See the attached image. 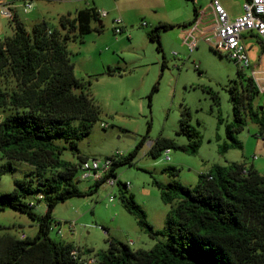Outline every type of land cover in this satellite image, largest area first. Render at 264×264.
Here are the masks:
<instances>
[{"label": "rangeland", "instance_id": "obj_1", "mask_svg": "<svg viewBox=\"0 0 264 264\" xmlns=\"http://www.w3.org/2000/svg\"><path fill=\"white\" fill-rule=\"evenodd\" d=\"M28 1L30 8L23 11L20 0H0L12 6L16 19L28 32L35 23L42 21L58 27L61 15L73 17L79 9L91 7L106 12V16L99 17L100 32L92 30L81 39L66 44L75 77L85 82L88 93L98 105V119L91 124L87 135L76 140L77 153L62 140L56 142L65 145L61 158L77 164L76 154L98 161L117 154L125 156L142 136H146L131 164L116 166L115 174L117 180L128 184L124 192L131 193L143 208L153 229L161 230L165 226L167 215L175 204V201L162 202L153 181L165 184L175 180L191 188L198 175L207 173L213 165L230 163L251 165L258 173H264V138L259 125L251 122L247 115L243 128L234 134L240 147H229L223 153L218 150L228 142L224 127L232 120L228 88L234 85L240 92L243 80L237 74L236 65L201 37L197 36V44L192 49L182 42L178 26L192 18L191 0ZM219 1L229 15H233L241 10L243 0ZM116 20L122 29L119 33L114 32ZM158 24L172 26L159 31V49L157 42L147 37V32ZM12 33L11 20L0 15V40ZM244 43L251 66H259L256 63L259 45L250 39ZM259 62L264 66V53ZM242 72L244 76L250 74L248 69ZM4 83L6 87L12 84L10 80ZM212 95L217 96L216 102ZM263 101L264 92H258L252 104L258 108ZM183 108L188 110L194 138L199 140L197 150L190 153L170 148L167 153L151 157L149 142L159 137L170 139L176 145L188 143V137L179 130L178 120ZM6 114V109L0 110V120ZM218 115L221 123L217 121ZM100 122L107 127L101 128ZM5 161L0 155V164ZM11 163L10 171L0 176V192H10L15 179L25 178L26 173L35 170L25 161L11 160ZM169 166L176 169L174 175L167 172ZM81 173L77 167L73 183L84 191L94 180L82 179ZM120 188L104 181L92 194L73 196L56 204L51 211L48 237L93 253L105 251L110 238L128 244L131 249L144 250L152 248L157 241H164L160 235L148 236L137 224L136 217L120 202L118 195L123 191ZM34 196L27 199L34 201ZM32 210L35 214H43L44 203L36 202ZM36 229V222L25 213L11 208L0 210V235L18 237L23 233L31 239Z\"/></svg>", "mask_w": 264, "mask_h": 264}, {"label": "trees", "instance_id": "obj_2", "mask_svg": "<svg viewBox=\"0 0 264 264\" xmlns=\"http://www.w3.org/2000/svg\"><path fill=\"white\" fill-rule=\"evenodd\" d=\"M99 17L98 10L83 8L76 10L73 17L61 15L58 27L42 21L28 32L14 15L10 19L12 35L0 40V110L8 111L0 120V155L6 158L0 164V176L10 171L11 160L25 161L35 168L25 174L27 178L15 179L10 192H0V210L11 208L25 213L37 225L31 239L0 235V264H88L81 255L94 257L91 264H263L264 173H258L251 165H213L207 173L198 175L191 188L175 180L165 184L153 181L162 202L175 201L161 230L153 229L147 222L143 208L131 193L124 192L127 187L115 174L116 166L131 164L146 136L131 152L114 161L108 174L87 190L81 191L73 183L77 167L86 158L76 154L77 164L62 159L65 145L56 141L62 140L77 153L76 140L89 133L91 124L98 119L99 108L85 82L75 77L66 44L92 30L100 32ZM92 22L96 25L91 26ZM170 28L158 24L147 32V37L156 41L159 49V31ZM237 74L243 83L240 92L234 85L228 88L232 120L224 127L228 142L219 146L222 153L229 147H240L234 134L243 128L245 115L259 125L264 138V101L254 107L252 99L259 91L249 76L238 69ZM5 80L12 84L6 87ZM212 96L216 102L217 96ZM217 121H222L219 115ZM178 122L188 143L176 145L159 137L149 144L151 157L170 148L190 153L197 150L199 140L194 138L187 109L180 111ZM166 170L170 175L176 173L172 166ZM108 177L116 179V185L123 189L118 197L136 217L137 224L148 236L160 235L164 241L144 250L131 249L110 238L105 251L93 253L48 237L53 207L73 196L94 193ZM30 195H35L34 201L27 199ZM38 201L45 206L41 215L32 210ZM73 250L78 251L75 257L71 255Z\"/></svg>", "mask_w": 264, "mask_h": 264}, {"label": "built area", "instance_id": "obj_3", "mask_svg": "<svg viewBox=\"0 0 264 264\" xmlns=\"http://www.w3.org/2000/svg\"><path fill=\"white\" fill-rule=\"evenodd\" d=\"M22 2L23 11H27L30 8L28 0H20ZM204 10H208L211 15V29L208 33H201V38L206 41L210 47L220 54L226 56L231 60L238 70L241 72L243 69L250 70L248 75L259 92H264V69L252 67L244 43V35L253 36L264 47V0H244L241 5L242 12L234 17H231L224 6L219 0H210ZM99 12V11H98ZM0 15L7 19H11L15 14L12 6L8 3H0ZM100 17L106 16V12H99ZM203 15V11L200 16ZM195 20V19H194ZM192 21L189 25L183 26V42L187 43L189 49L196 46L197 36L191 33V29H195L196 25ZM119 20L115 21L114 32L119 33L122 31L119 25ZM144 25V23H143ZM190 28V29H189ZM100 127H107L106 123L100 122ZM169 152V149L165 151ZM121 154L116 156H110L102 161L96 159H85L80 164L82 171L81 178L87 177L94 181L101 179L107 175L114 161L121 158ZM165 159L168 160L169 156L166 155ZM110 185L116 184V179L108 177L106 179ZM128 187V184H126ZM39 199L41 196L38 197ZM112 197H109V202H112ZM32 204V203H30ZM57 232H59L57 230ZM105 234L107 231L104 230ZM19 239H24L25 235L21 233L18 236ZM131 244V241L129 242ZM73 257L78 255L77 250L71 252ZM81 258L85 259V262L91 264L95 261L94 257L81 255Z\"/></svg>", "mask_w": 264, "mask_h": 264}, {"label": "crops", "instance_id": "obj_4", "mask_svg": "<svg viewBox=\"0 0 264 264\" xmlns=\"http://www.w3.org/2000/svg\"><path fill=\"white\" fill-rule=\"evenodd\" d=\"M191 1H192V6H191L192 7V18L190 20H187V22L182 24V25L186 26L187 23H190L191 21H194L193 25L195 24L196 28L195 29L194 28L191 29V33H193L194 36L201 37V33H205L206 34L211 29V24H210L211 15H210L208 10H204L210 0H191ZM243 1H242V3H243ZM193 9H194V13H193ZM202 11H203V15L200 16ZM241 12H242V10H240L237 14H233V15H230V16L231 17L237 16ZM182 25H179L178 28H180L179 29V34L182 36L181 38H182V42H183L182 28H184V27ZM246 39H250V40L256 42L259 45V56H258V60H257L256 63H258V65H259L258 67L260 69H264V66H262V64L259 62L260 61V56H262L263 53H264V47L253 36L248 37V36L244 35V40H246ZM149 144H150V142H149Z\"/></svg>", "mask_w": 264, "mask_h": 264}]
</instances>
